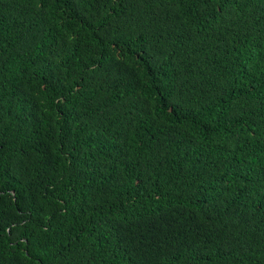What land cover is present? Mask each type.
I'll return each mask as SVG.
<instances>
[{"label":"trees","instance_id":"16d2710c","mask_svg":"<svg viewBox=\"0 0 264 264\" xmlns=\"http://www.w3.org/2000/svg\"><path fill=\"white\" fill-rule=\"evenodd\" d=\"M0 264H264V0H0Z\"/></svg>","mask_w":264,"mask_h":264}]
</instances>
